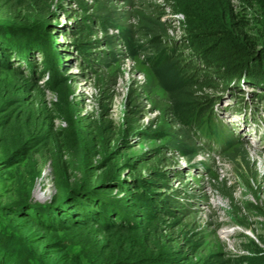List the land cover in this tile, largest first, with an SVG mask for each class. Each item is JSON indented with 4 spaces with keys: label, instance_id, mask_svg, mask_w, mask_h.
<instances>
[{
    "label": "rangeland",
    "instance_id": "374dc122",
    "mask_svg": "<svg viewBox=\"0 0 264 264\" xmlns=\"http://www.w3.org/2000/svg\"><path fill=\"white\" fill-rule=\"evenodd\" d=\"M49 1L44 11L35 9L31 0H2L0 4V19L47 31L51 41L62 46L60 68L65 74L55 89L41 85L43 89L18 71L0 65V208L28 194L36 203L48 204L61 185L57 172L63 175L62 184L67 185L66 181L75 183L88 174L86 166H92L90 174L97 175L105 169L115 173L132 163L134 175L163 172L169 189L159 192L163 194L161 202L172 203L175 214L160 219L158 233L148 227L133 233L76 231L74 251L82 255L103 252L104 242L109 240L115 249L127 244L131 253L138 246L146 253L158 247L163 254L159 264H241V257L264 255V163L254 171L264 158V90L240 84L221 94L215 112L234 146L222 152L219 148L204 151L198 145L193 154L198 170L191 175L185 171V157L167 148L179 140L195 145L176 114V93L184 87L171 83L168 91L147 64L148 31L161 30L162 40L184 44L192 37L186 30L188 23L194 22V27L211 25L224 0H190L204 13L201 21L184 14L181 0ZM229 2L234 10L244 6L239 0ZM80 7H87L85 14L91 16H84L82 11L75 17L62 15ZM254 12L264 23V0H256L249 13ZM97 14L98 24L92 22ZM107 14L119 27H128L135 43L142 45L134 47V57L120 40V28L106 29L112 44L102 45L105 32L101 16ZM82 22L89 27L83 32L95 31L83 41L97 46L87 57L91 67L84 66L85 57L79 56L70 47L69 36L62 34ZM193 39L216 46L214 51L222 59L233 51L236 42L229 38L222 42ZM183 50L185 59L195 57L190 49ZM216 60L209 71V86L216 82ZM260 75L264 79V72ZM224 82L226 79L217 80ZM203 90L210 94L211 90ZM46 122L50 125L44 127ZM30 125L35 127L29 129ZM129 172L126 170L125 175ZM111 199L118 204L122 192H113ZM3 223L6 220L0 214V227ZM95 240L101 246L94 245Z\"/></svg>",
    "mask_w": 264,
    "mask_h": 264
},
{
    "label": "trees",
    "instance_id": "16d2710c",
    "mask_svg": "<svg viewBox=\"0 0 264 264\" xmlns=\"http://www.w3.org/2000/svg\"><path fill=\"white\" fill-rule=\"evenodd\" d=\"M47 1L49 0H39V2L31 0L35 9L42 11L49 7L50 1L48 3ZM239 1L244 6L234 10L229 0H224L220 4L222 7L215 11L211 25L194 27V22H189L186 30L192 33L190 34L192 37L186 39L184 44L162 40L161 30L147 32L145 49L148 54V66L152 67L155 76L168 91L171 83L184 87L182 92L176 93V114L179 124L193 136L195 145L189 146L187 142L179 140L176 143H169L167 148L185 157L187 160L185 171L191 175L198 170L193 158V154L196 153L194 150L200 148L197 147L198 145L204 147V151L219 148L222 152L234 146L233 139L226 133L225 124L215 113V106L221 94L228 93L240 84H248L264 90V79H261L260 75L264 72V23L258 12L249 13L256 5V0ZM1 2L2 0L0 4ZM210 3L209 1L206 4ZM180 6L189 18L200 21L203 19L204 13L202 14V11L190 0H181ZM87 9L80 7L73 12H63L62 15L66 18L75 17L77 12L82 11L85 14ZM203 9H206V6L203 5ZM98 15L92 22L99 21ZM54 21L56 22V18ZM156 22L158 24L157 20ZM79 25L70 30L71 27H68V30L65 29L67 32L62 34H67L70 47L79 56L85 57L84 66L91 67L92 62L87 57L90 50L97 46L85 45L83 41L87 37L90 38L95 31L83 32L89 27L84 22ZM100 25L105 32L103 36L105 44L102 45L112 44V36L107 34L106 29L120 28L118 30L120 40L130 57L135 56L134 47L141 48L142 45L133 40L130 29L119 27L117 21L112 20L108 14L101 16ZM159 25L163 26V24ZM41 30L36 29L35 26L29 28L0 19V65H7L39 86L43 85L53 90L65 79L63 69L60 68L64 51L61 45L56 46L51 41V36L46 34L47 31ZM192 38H211L220 42L229 38L236 42L232 44L233 51L222 59L214 51L216 46L212 47L202 41L195 43ZM187 48L195 54L193 59L184 58L183 49ZM215 58L217 59L214 67L216 82L209 86L207 83L212 80L209 71L213 68ZM218 78L226 79V82L219 84ZM205 88L211 90L209 95L203 93ZM30 112L28 111V114ZM48 125L50 123L46 122L44 127ZM28 127L33 129L35 125ZM180 136H184V133L181 132ZM25 140L26 138H23V141ZM189 152L190 157L187 156ZM192 159L193 163H191ZM86 167L88 172L85 173L88 174L81 176L74 181L75 183L68 184L70 181H66L65 186L62 184L63 175L57 172L56 179L61 185L59 184L57 194L46 205L36 203L28 194L26 198L7 202L0 208V214L6 220V224L3 223L0 227V264L160 263L163 254L158 247L157 251L146 253L142 246H138L133 248L131 253L132 249H128L127 244L115 249L114 243L109 240L104 242L106 245L103 252L82 255L74 251L73 245L77 243V238L74 236L76 231L118 230L133 233L140 227H148L158 233L160 219L165 214L169 217L175 214L172 203L161 202L163 194L159 192L161 189H169L163 172L153 170L148 176L134 175L131 163L115 173L105 169L97 175H91L92 166ZM126 170L130 172L125 175ZM164 178L166 181L163 182ZM115 191L122 192V200L118 204L117 201L110 200L111 194ZM94 245L101 246L96 240ZM149 246L153 248V244L149 243ZM238 262L264 264V255L251 259L241 257Z\"/></svg>",
    "mask_w": 264,
    "mask_h": 264
},
{
    "label": "bare ground",
    "instance_id": "6f19581e",
    "mask_svg": "<svg viewBox=\"0 0 264 264\" xmlns=\"http://www.w3.org/2000/svg\"><path fill=\"white\" fill-rule=\"evenodd\" d=\"M254 160V162H256L257 163V161H255V159H253ZM263 163H264V158H262L261 159V161H259V163H257V167L255 168V170L254 171H258L259 170V168L261 169V166L263 165ZM260 172V171H259ZM262 177H264V171L262 170Z\"/></svg>",
    "mask_w": 264,
    "mask_h": 264
}]
</instances>
